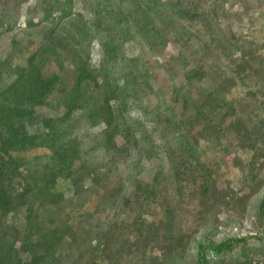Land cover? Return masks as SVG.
Wrapping results in <instances>:
<instances>
[{
  "label": "rangeland",
  "instance_id": "obj_1",
  "mask_svg": "<svg viewBox=\"0 0 264 264\" xmlns=\"http://www.w3.org/2000/svg\"><path fill=\"white\" fill-rule=\"evenodd\" d=\"M21 1L18 27L0 29V92L38 53L35 71L55 79L28 124L43 133L81 86L86 103L62 124L83 174L59 178L51 204L35 186L53 151L13 152L15 189L33 190L15 212L0 211L2 253L27 264L57 231L49 264H197L199 247L263 233L264 0H201L200 21L172 14L177 0H74V16L51 37L49 23L25 27L28 8L44 0L10 6ZM85 60L96 80L82 85ZM112 89L119 133L109 142L94 109Z\"/></svg>",
  "mask_w": 264,
  "mask_h": 264
},
{
  "label": "trees",
  "instance_id": "obj_2",
  "mask_svg": "<svg viewBox=\"0 0 264 264\" xmlns=\"http://www.w3.org/2000/svg\"><path fill=\"white\" fill-rule=\"evenodd\" d=\"M44 1L33 8H28L25 13V27L34 28L49 23L48 37L55 36L62 24L74 16L75 1L49 0L48 3H46L48 0ZM2 2L4 5L0 7V29L9 32L20 24L24 1L12 6H10V0L5 2L2 0ZM199 2L201 0H177V6H171L172 14H176L182 19L200 21L203 19L204 14L198 9L197 4ZM95 14L99 20L95 25L99 30L101 29V12H95ZM35 16H38V22H35ZM103 44L105 53L109 57L111 52L108 49V43ZM42 48L38 52H41ZM236 48L242 50L241 46L237 47L236 45ZM37 55L38 53L33 55L29 59L28 67L24 68L20 76L0 92V211L3 216L15 212L33 190L31 185H25L20 193L15 189L13 180L20 172L21 163L19 159L14 158L13 152L36 147H45L53 151L54 167L47 174L44 182L35 186L44 195L46 194V197L51 198V204H56L59 201V195L55 191L59 178L73 179V182L76 183L77 177L75 178V176L83 174L82 170L75 174L74 161L77 156V150L73 143L75 141H68L62 124L63 120L65 123L69 121L77 109L84 107L83 104L86 102L82 96L81 86L74 88L76 95L74 94L70 99L67 111L58 123L49 126V121L45 120L46 127L43 133H30L28 129L29 121L34 117L35 108L45 104L55 87L54 78H43L40 72L35 71L34 63ZM241 63L239 66L245 69V65H241ZM198 74V72L194 73L196 76ZM90 79L96 80L95 71L90 69L88 61L85 60L80 63L78 81L84 85ZM105 84L110 85L109 80L106 79ZM117 96L118 91L116 89L106 91L103 104L98 109H94V116L99 117L107 125L109 133L107 140L109 142H111L114 135L119 133L116 114L112 106V102ZM123 96L125 97L124 94ZM214 97L215 94L211 95L210 100ZM212 101L215 102L216 100ZM94 116L92 114V117ZM259 213L264 226V198L259 205ZM50 235V238L47 236L45 240L46 252L33 256L27 264H49L48 256L53 251L54 246L60 243L57 231L52 232ZM252 238L256 243L251 245L250 239ZM6 249H13V247L8 243ZM237 249L238 251L233 253ZM1 251L0 249V264H15L12 255H7V253ZM197 258V264H264V230L261 235L242 236L219 245L199 247ZM16 260V264H22L23 262L19 256Z\"/></svg>",
  "mask_w": 264,
  "mask_h": 264
}]
</instances>
